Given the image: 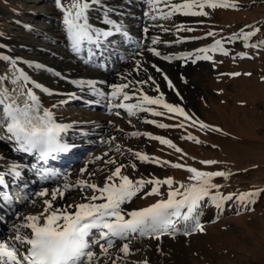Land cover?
Returning <instances> with one entry per match:
<instances>
[{
    "label": "rangeland",
    "instance_id": "obj_1",
    "mask_svg": "<svg viewBox=\"0 0 264 264\" xmlns=\"http://www.w3.org/2000/svg\"><path fill=\"white\" fill-rule=\"evenodd\" d=\"M170 2L178 4L185 0ZM226 2L235 7H206L205 16L177 13L169 19L161 18V12L149 5L142 6L146 10L137 34L132 33L128 38L111 31L113 34L101 46L85 43L82 52L76 54L67 39L63 13L55 0H0V91L7 89L16 96L31 90L38 98L41 112L49 110L56 122L72 124L59 137L62 143L70 145L69 150L47 159L35 153L18 152L15 143L0 140V167L8 169H0L4 181L0 185V206L8 210L0 209V242H14L16 229L27 223L25 217L40 215L44 201L51 200L53 191L60 189L64 193L62 198L57 195L53 207L88 202L84 197L93 195L92 190L81 191L80 181L102 187L106 177L120 166L121 174L133 181L171 178L173 188L191 183L188 167L224 172L226 176L211 181L224 197L264 191V0ZM116 7L126 9L125 0H100L88 12V23L95 29L105 28L106 14L108 19L114 18ZM158 7L164 12L170 10L164 4ZM146 13L157 19H150ZM127 14L117 16L125 20ZM251 31H254L252 37L236 42L241 33ZM209 32L214 35H207ZM153 39L159 42L152 44ZM216 41L221 42L223 51L207 53L209 60L192 62L195 55H203L199 49L212 48ZM124 47L131 50L121 53ZM149 49L161 55L156 56ZM168 56L172 59H160ZM62 58L66 66L77 64L81 65L80 71H97L99 84L106 90H112V85L130 83L124 90L138 94L130 104L139 103L143 90L150 89L154 98L162 96L165 103L182 108L190 118L169 113L162 105H144L150 111L136 110L134 115H129L122 108L108 110L84 93L75 94L73 101L70 94H56L55 88H48L38 77L53 76L48 63H60ZM153 65L161 71H156ZM165 65L171 68L165 69ZM20 73L33 83L23 81ZM162 84L175 97L169 99ZM186 93L192 97L191 103L188 98L185 100ZM24 99L21 97L19 102L22 104ZM194 121L209 128L201 129ZM159 124L167 127H158ZM0 134H4L2 130ZM152 136L171 141L181 152L151 139ZM189 136L195 139H186ZM7 149L13 151L14 161L9 159ZM135 153L146 154L161 163L141 162ZM36 160L46 165L36 168ZM175 163L183 167H171ZM14 166L21 167L19 177L10 172ZM46 172L50 174L47 178L42 175ZM65 184L68 189L64 188ZM153 187L149 184L138 192L126 203L125 212L167 199V185L159 186L160 195L148 194ZM42 191L49 195L40 196ZM211 194L216 195L217 189ZM5 195L8 200L4 199ZM206 200L210 199L200 203L193 219L175 223V235L171 232L130 234L127 239H115L106 253L100 248L105 241L100 240V244L90 249L95 253L92 264H264V200L254 208L226 209L222 215L208 211ZM197 223L202 230H195ZM20 234L30 235V230L21 228ZM98 239L97 232L89 237L90 241ZM124 244L129 247L128 255L121 251ZM21 250H24L22 246Z\"/></svg>",
    "mask_w": 264,
    "mask_h": 264
},
{
    "label": "snow or ice",
    "instance_id": "obj_2",
    "mask_svg": "<svg viewBox=\"0 0 264 264\" xmlns=\"http://www.w3.org/2000/svg\"><path fill=\"white\" fill-rule=\"evenodd\" d=\"M55 3L63 13L67 39L70 41L74 53L80 54L85 43H94L99 47L101 37L107 38L113 34L109 31H98L88 23V12L93 5L100 4V0H66V2L65 0H55ZM147 3L154 11L161 12V18L163 19H169L177 13L205 16L207 15L204 11L206 7L210 9L235 7L234 4H229L226 0H185V2L178 4L171 3L170 0H147ZM160 4H164L170 10L164 12L163 9L158 7ZM194 8L198 11H193ZM145 15L149 16L150 19H157L155 15L150 13ZM104 23L111 25L115 32L122 31L119 25L107 18V14ZM177 30L180 31L181 29L178 27ZM147 31L148 29L145 28L144 32ZM125 35L127 34L125 33ZM207 35L214 34L209 32ZM158 42L157 39L152 40V44ZM220 44V41H216L215 46L212 48L199 49L198 52L203 55H195L192 62L195 63L197 59H211L207 53L215 52L218 49L223 51ZM149 50L156 56L161 55L160 52L154 49ZM89 54H92L91 49H89ZM177 58L187 59L188 57ZM164 59L171 60L172 57H164ZM37 67L41 66L37 65ZM153 67L156 68V71H161L155 65ZM20 78L26 83H33L23 73H20ZM149 79L152 78L149 77ZM164 79L168 80V77L165 76ZM13 83H16V81H13ZM168 83L169 87H172L171 81ZM34 86L40 87L38 84H34ZM87 87L94 88L95 85L89 83ZM129 87L130 83L112 85L111 95L107 97L110 104L116 100L128 101L132 99L124 92V89ZM97 94L105 98V93L99 92ZM21 97H25L22 104L19 102ZM144 105H162L169 113L183 116L186 120L190 118L182 108L165 103L162 96L153 98L141 94L139 103L125 104L120 102L111 104V106L125 109L129 115H134L136 110L150 111ZM0 106H2V110H0V130L4 133L0 134V140L15 143L17 146L16 151L29 154L35 153L41 159H47L48 157H54V154L69 150L70 145L62 143L59 139L61 132L65 131L67 126L57 124L51 111L45 109L41 112L38 98L33 91H21L18 95L13 96L8 93L7 89H4L0 91ZM152 114L162 115L160 112H153ZM194 123H199L201 129L209 128L208 125L199 121H194ZM158 127L165 128L167 125L159 124ZM214 130L220 131V129ZM150 138L159 140L162 145H167L175 149L176 152H181L180 148L167 139L155 136ZM186 139L195 138L189 136ZM117 151H119V148H117ZM134 155L141 162L161 163L146 154L135 153ZM114 162L108 161V163ZM163 163L168 162L164 161ZM202 163L215 164L216 162L204 161ZM132 167L135 168V165H132ZM171 167L179 169L183 166L175 163L171 164ZM186 171L191 174L189 177L191 183H181L179 187L173 188L174 181L171 178L133 181L128 176L121 174L122 166L116 167L106 177L102 187L80 181L81 191L87 188L92 190L93 195L84 197L88 202H82L74 206L69 205L67 208L53 207L57 195L61 198L64 195L63 191L57 189L51 193V200L44 201L45 208L40 215L25 217L27 223L16 229L17 235L14 238L16 243L11 246L7 242L0 243V264H92L95 253L90 249L94 244H100V240L105 241V244H100V248L102 252L106 253L107 249L113 247L115 239H127L130 234L144 236L171 232L175 235V223L179 220L189 221L193 219L196 209L205 198L217 203L224 199H231V196L219 195L218 186L211 183L214 177H224L226 173L198 171L193 167L186 168ZM10 172H14L17 177L20 176V172L16 170L15 166L10 169ZM42 175L47 178L50 174L42 173ZM3 183V177L0 176V185ZM149 184L154 185L148 193L150 195H160L159 186L167 185L169 188L167 199L160 200L141 210L125 212L122 205L130 202L138 192ZM68 187L67 184L64 185L65 189H68ZM213 189H217L216 195L211 194ZM39 195L46 196L49 193L42 191ZM252 195H255V193ZM4 199L8 200L9 197L5 195ZM97 201L101 202L97 203ZM73 208L74 211H69ZM21 228L29 229L30 235H21ZM195 230H202L198 223ZM94 232L99 234V239L90 241L89 237ZM184 234L189 233L185 232ZM157 238H159L158 235ZM21 246L24 249L23 251ZM121 251L128 255V245L124 244Z\"/></svg>",
    "mask_w": 264,
    "mask_h": 264
},
{
    "label": "bare ground",
    "instance_id": "obj_3",
    "mask_svg": "<svg viewBox=\"0 0 264 264\" xmlns=\"http://www.w3.org/2000/svg\"><path fill=\"white\" fill-rule=\"evenodd\" d=\"M125 2H126V9L121 10V7L120 8L116 7V10L112 14L115 17L114 18L111 17L109 19H111L115 24H117L121 27L122 31L119 33H121L122 35H125V33H126L128 35V38H129L130 34H132V33L137 34L139 27L141 30V25H142V21H143L142 19L144 17V11L146 10V9H144V7H145V5H148V3H146L145 0H143V1L142 0H137V1L125 0ZM142 6H144V7H142ZM130 8L132 9L131 11H130ZM128 11H130V12H128ZM125 12L128 13L127 14L128 16H126L125 20H123L119 16L124 15ZM117 15H119V16H117ZM96 30H98V31H106L107 30L109 32L115 31L111 25L108 26L107 24L105 25V28H103L101 26L100 28H98ZM106 40H107V38L101 37L100 38V42H101L100 44L101 45L104 44ZM70 46H71V43H70ZM129 46H131V45L129 44ZM130 50L131 49H129V47H124L121 50L122 51L121 53L130 51ZM160 59L166 60V61L168 60V59H164V57H160ZM106 65H107V62H106ZM174 65H176V64H174ZM80 67H81V65H77V64L76 65L74 64V66H66V61L64 58H62V62H60V63H53V62L48 63V68L52 69L53 72L55 73V74L53 73V76L45 77L43 75H39L38 80L41 81L42 84H45L48 88L49 87L52 89L55 88L54 92L56 94L59 93L61 96L66 95V94L72 95L70 98V100H72V101L76 99V98H73V97H75L74 96L75 94L84 93L88 98H90L91 100H94L96 103H98V104L100 102L103 103L104 107L107 108L108 110L114 108V106H111V104L120 103V102H123L125 104H130L137 99V97H136V95H138L137 93H135L134 91H131V90H129V91L124 90V92L127 93L129 96H131L132 99H130L128 101L116 100V101L111 102V104H110V101L107 99V97H109L111 95L112 90H106L104 87H102L99 84L100 78H98V77H100V76L96 73L97 71L92 72V73L89 72L90 73L89 74V73H86L84 71H80L79 70ZM165 67H166L165 69H168V70L171 68V67H168L166 65H165ZM182 72H185V70H182ZM169 74H170V71H169ZM89 83L95 85V87L94 88L87 87V85ZM162 85H163L165 93H166L167 97H169V99L175 97V94L171 90H168V91L166 90L165 84H162ZM99 92L105 93V98L100 97L97 94ZM142 94H146V95L153 97V98L155 97V94L150 89H144ZM186 98H188L189 103H191L192 97L189 96V94H187V93H186L185 100H186ZM56 123L63 125V126H67L66 130L72 126V124L70 122H60L59 121V123L58 122H56ZM65 131H63V132H65ZM63 132H61V133H63ZM6 153H8L9 159H11L13 161L16 159L15 156L13 155L12 150L7 149ZM15 167H17V166H15ZM4 168L7 169V167H5V166L0 167V169H2V170ZM20 169H21V167L16 168V170H18V171H20ZM99 202H101V201H97V203H99ZM79 203L80 202H76L74 205L79 204ZM125 205L126 204L122 205V208H124ZM57 207H59V205ZM69 211H74V208L69 209ZM126 218H128V217H126ZM3 242L9 243L10 246L13 245L14 243H16L15 241L13 242V241H6V240ZM3 242H0V243H3Z\"/></svg>",
    "mask_w": 264,
    "mask_h": 264
},
{
    "label": "trees",
    "instance_id": "obj_4",
    "mask_svg": "<svg viewBox=\"0 0 264 264\" xmlns=\"http://www.w3.org/2000/svg\"><path fill=\"white\" fill-rule=\"evenodd\" d=\"M257 30V29H256ZM253 32L251 31L249 34L246 33H241V36L239 39H236V42H244L246 41L249 37L253 36ZM242 36L244 38H242ZM235 39V38H234ZM254 193V192H253ZM253 193H241V194H237L233 197H231V199H224L217 202H213L211 200H206L207 201V210L208 211H214L217 214H225L226 209H230V208H238V207H245V206H249L250 208H254L256 204H260L262 203L261 201L264 200V191L260 192V193H255V195H252ZM232 212V211H230Z\"/></svg>",
    "mask_w": 264,
    "mask_h": 264
}]
</instances>
